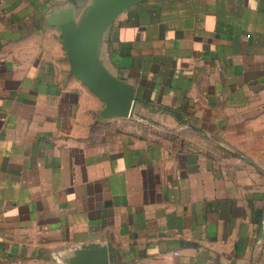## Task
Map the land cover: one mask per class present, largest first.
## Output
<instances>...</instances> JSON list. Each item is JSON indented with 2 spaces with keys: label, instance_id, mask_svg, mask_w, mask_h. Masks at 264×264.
Segmentation results:
<instances>
[{
  "label": "crops",
  "instance_id": "obj_1",
  "mask_svg": "<svg viewBox=\"0 0 264 264\" xmlns=\"http://www.w3.org/2000/svg\"><path fill=\"white\" fill-rule=\"evenodd\" d=\"M121 1L0 0V264H264V0Z\"/></svg>",
  "mask_w": 264,
  "mask_h": 264
},
{
  "label": "water",
  "instance_id": "obj_2",
  "mask_svg": "<svg viewBox=\"0 0 264 264\" xmlns=\"http://www.w3.org/2000/svg\"><path fill=\"white\" fill-rule=\"evenodd\" d=\"M139 0H122L120 3L115 4L109 8H106L102 15L92 24L89 29L83 35L86 37L90 36V39L96 41V39L101 35L105 28L111 23L112 19L124 8L129 6L132 3L138 2ZM89 40L80 41V44ZM78 43L75 41L72 42L71 39L65 40V46L68 54V60L71 66V73L76 76L82 83H84L96 96H98L104 103V113H110L115 116L121 117H133L135 113L136 103L132 101L123 102L117 95L114 94L110 89L104 87L99 83L91 70H89L86 64L82 63L79 58V48L77 47ZM262 226V224H261ZM105 264V263H104Z\"/></svg>",
  "mask_w": 264,
  "mask_h": 264
},
{
  "label": "built area",
  "instance_id": "obj_3",
  "mask_svg": "<svg viewBox=\"0 0 264 264\" xmlns=\"http://www.w3.org/2000/svg\"><path fill=\"white\" fill-rule=\"evenodd\" d=\"M262 227L264 226V216H263V220L261 221Z\"/></svg>",
  "mask_w": 264,
  "mask_h": 264
}]
</instances>
